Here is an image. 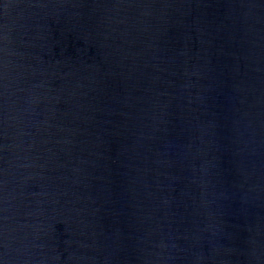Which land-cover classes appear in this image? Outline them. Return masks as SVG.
<instances>
[{"label":"water","instance_id":"1","mask_svg":"<svg viewBox=\"0 0 264 264\" xmlns=\"http://www.w3.org/2000/svg\"><path fill=\"white\" fill-rule=\"evenodd\" d=\"M0 264H264V0H0Z\"/></svg>","mask_w":264,"mask_h":264}]
</instances>
